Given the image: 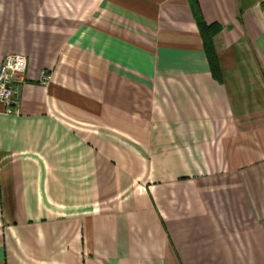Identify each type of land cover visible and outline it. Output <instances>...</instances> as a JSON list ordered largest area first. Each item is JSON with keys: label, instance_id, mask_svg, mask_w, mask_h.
<instances>
[{"label": "crops", "instance_id": "1", "mask_svg": "<svg viewBox=\"0 0 264 264\" xmlns=\"http://www.w3.org/2000/svg\"><path fill=\"white\" fill-rule=\"evenodd\" d=\"M196 2L217 75L190 0H0V264H264V0Z\"/></svg>", "mask_w": 264, "mask_h": 264}, {"label": "built area", "instance_id": "2", "mask_svg": "<svg viewBox=\"0 0 264 264\" xmlns=\"http://www.w3.org/2000/svg\"><path fill=\"white\" fill-rule=\"evenodd\" d=\"M28 59L21 53H8L0 60V102L4 103L9 113L16 112V83L23 80ZM50 75H42L41 83L48 84Z\"/></svg>", "mask_w": 264, "mask_h": 264}, {"label": "trees", "instance_id": "3", "mask_svg": "<svg viewBox=\"0 0 264 264\" xmlns=\"http://www.w3.org/2000/svg\"><path fill=\"white\" fill-rule=\"evenodd\" d=\"M191 8L199 27L202 42L205 49L206 56L208 58L212 73L217 75L219 73L218 60L212 43L213 35L219 30V26L216 24L207 25L200 14L196 0H190Z\"/></svg>", "mask_w": 264, "mask_h": 264}]
</instances>
